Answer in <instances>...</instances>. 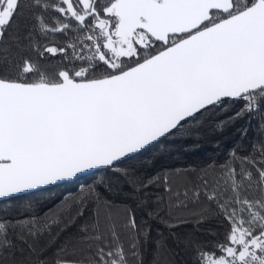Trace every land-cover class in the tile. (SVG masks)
Here are the masks:
<instances>
[{
  "label": "snow or ice",
  "instance_id": "snow-or-ice-1",
  "mask_svg": "<svg viewBox=\"0 0 264 264\" xmlns=\"http://www.w3.org/2000/svg\"><path fill=\"white\" fill-rule=\"evenodd\" d=\"M21 18L30 24L23 34ZM49 34L69 42L44 47ZM57 56L83 66L54 70L46 58ZM237 104L230 120L264 111V0H0V201L96 170H118L139 191L161 180L170 191L167 175L138 182L119 165L204 113ZM223 169V185L205 180L194 194L221 218L222 238L210 249L187 247L195 264H264V166L255 194L251 171ZM126 214L123 227L136 235L125 244L114 221L105 231L94 226L86 264H143L144 234L134 210ZM81 232L87 240L89 227ZM41 235L35 217L0 218V264L36 253ZM52 264L85 261L59 256Z\"/></svg>",
  "mask_w": 264,
  "mask_h": 264
},
{
  "label": "trees",
  "instance_id": "trees-1",
  "mask_svg": "<svg viewBox=\"0 0 264 264\" xmlns=\"http://www.w3.org/2000/svg\"><path fill=\"white\" fill-rule=\"evenodd\" d=\"M240 107L225 105L206 112L174 136L119 165V169L134 173L138 182L167 175L170 191L165 190L162 180L139 191L120 171L102 170L72 183L0 202V218L35 217L42 232L34 242L36 253L27 249L23 256L17 253V264H39L41 259L52 264L59 256L86 264L92 254L89 248L93 252L96 248L91 230L95 226L105 231L113 221L127 244L129 237L136 235L123 227L127 209L134 210L144 234L139 240L143 264H195V254L187 245L200 241L210 249L222 238L225 227L204 195L197 198L194 194L206 190L205 180L213 187L217 182L223 185L225 165L237 173L251 171L255 194L256 169L264 166V111L230 120ZM244 157L254 160L255 165ZM90 187L94 194L89 193ZM80 211L83 216L77 215ZM85 225L90 229L87 240L81 232ZM45 245L51 246L41 251Z\"/></svg>",
  "mask_w": 264,
  "mask_h": 264
},
{
  "label": "flooded vegetation",
  "instance_id": "flooded-vegetation-1",
  "mask_svg": "<svg viewBox=\"0 0 264 264\" xmlns=\"http://www.w3.org/2000/svg\"><path fill=\"white\" fill-rule=\"evenodd\" d=\"M48 2L50 5H52V4L58 3V0H48ZM47 15L49 16V19H51L52 17L55 16V13L50 10ZM28 27H30V24L24 18H21L20 32L22 34L25 33ZM10 35H15V33H12ZM72 35L73 33H68L69 37H71ZM68 42L69 41L65 39L63 35H60V34H56V35L49 34L46 38H43V37L41 38V44L44 47L50 46L52 44H55L56 46L61 47V46H64ZM69 56H71V53H69ZM46 61L50 64V66L54 68V70H57V71L63 68L72 69V68H78L80 66H83V64L79 62H76V63L65 62L63 57L61 56H57L53 58H46ZM99 71L102 72L103 69L101 68Z\"/></svg>",
  "mask_w": 264,
  "mask_h": 264
},
{
  "label": "water",
  "instance_id": "water-1",
  "mask_svg": "<svg viewBox=\"0 0 264 264\" xmlns=\"http://www.w3.org/2000/svg\"><path fill=\"white\" fill-rule=\"evenodd\" d=\"M155 145H156V144H155ZM99 171H102V170H96L95 173H97V172H99ZM89 175H91V173H89V174H85V175L79 177V178L76 179V180H73V181H70V182H66V183H72V182H75V181H77V180H79V179H81V178H84V177H86V176H89ZM66 183H62V184H60V185H63V184H66ZM60 185H57V186H60ZM54 187H55V186H54ZM52 188H53V187H52ZM38 192H39V191H38ZM28 195H30V194H28ZM25 196H27V195H25ZM0 202H3V201H0Z\"/></svg>",
  "mask_w": 264,
  "mask_h": 264
}]
</instances>
